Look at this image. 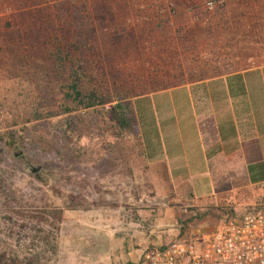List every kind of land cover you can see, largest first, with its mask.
<instances>
[{
	"label": "rangeland",
	"instance_id": "obj_1",
	"mask_svg": "<svg viewBox=\"0 0 264 264\" xmlns=\"http://www.w3.org/2000/svg\"><path fill=\"white\" fill-rule=\"evenodd\" d=\"M60 9L0 0V264H134L251 209L201 211L155 191L130 109L164 85L264 65V0ZM75 69L111 103L85 110L67 98ZM253 204L264 205V190Z\"/></svg>",
	"mask_w": 264,
	"mask_h": 264
},
{
	"label": "crops",
	"instance_id": "obj_2",
	"mask_svg": "<svg viewBox=\"0 0 264 264\" xmlns=\"http://www.w3.org/2000/svg\"><path fill=\"white\" fill-rule=\"evenodd\" d=\"M132 108L155 191L201 211L254 205L264 190V65L139 96Z\"/></svg>",
	"mask_w": 264,
	"mask_h": 264
},
{
	"label": "built area",
	"instance_id": "obj_3",
	"mask_svg": "<svg viewBox=\"0 0 264 264\" xmlns=\"http://www.w3.org/2000/svg\"><path fill=\"white\" fill-rule=\"evenodd\" d=\"M134 264H264V205H252L202 237L151 248Z\"/></svg>",
	"mask_w": 264,
	"mask_h": 264
},
{
	"label": "trees",
	"instance_id": "obj_4",
	"mask_svg": "<svg viewBox=\"0 0 264 264\" xmlns=\"http://www.w3.org/2000/svg\"><path fill=\"white\" fill-rule=\"evenodd\" d=\"M54 2L59 7V10L64 11L65 9L60 8L65 6L69 7L71 0H54ZM74 37L76 41L73 42L72 46L77 50L78 53H80L84 49L87 39L83 37V34L80 33L79 30H77V32L74 34ZM166 86L167 85L157 88L155 92L168 89V86ZM67 91V98L72 99L73 102L79 104L81 108L85 110L97 108L105 104H110L112 100L110 96L104 97L99 95L94 89H87L85 85L82 84V75H80L76 69L73 71L71 82L68 84ZM143 95L146 94H141L140 96ZM118 106L120 107V105ZM130 113H133L131 109Z\"/></svg>",
	"mask_w": 264,
	"mask_h": 264
}]
</instances>
